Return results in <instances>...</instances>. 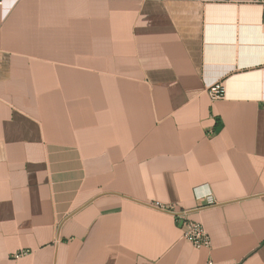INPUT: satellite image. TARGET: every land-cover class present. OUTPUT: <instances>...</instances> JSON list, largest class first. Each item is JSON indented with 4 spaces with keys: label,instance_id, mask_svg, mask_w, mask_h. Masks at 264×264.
<instances>
[{
    "label": "crops",
    "instance_id": "1",
    "mask_svg": "<svg viewBox=\"0 0 264 264\" xmlns=\"http://www.w3.org/2000/svg\"><path fill=\"white\" fill-rule=\"evenodd\" d=\"M0 1V264H264L259 5Z\"/></svg>",
    "mask_w": 264,
    "mask_h": 264
},
{
    "label": "built area",
    "instance_id": "2",
    "mask_svg": "<svg viewBox=\"0 0 264 264\" xmlns=\"http://www.w3.org/2000/svg\"><path fill=\"white\" fill-rule=\"evenodd\" d=\"M204 2H219V3H236V4H257L262 9V19L260 27L264 31V0H203ZM1 2V1H0ZM208 93L211 99L221 98L224 90L221 82L212 84ZM212 201L210 200L209 204ZM151 206L169 212L174 216V219L178 222V226L182 232V237L188 240L195 248H210L211 239L208 232L199 221L190 220L186 217L184 211L174 210L172 206H165L159 202H153ZM208 264H212L211 261Z\"/></svg>",
    "mask_w": 264,
    "mask_h": 264
}]
</instances>
